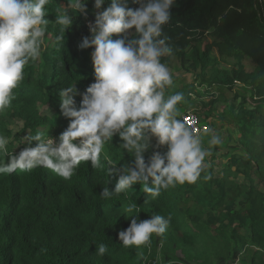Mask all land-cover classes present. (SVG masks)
Here are the masks:
<instances>
[{"label":"trees","instance_id":"obj_1","mask_svg":"<svg viewBox=\"0 0 264 264\" xmlns=\"http://www.w3.org/2000/svg\"><path fill=\"white\" fill-rule=\"evenodd\" d=\"M87 1V15H73L63 43L56 41L55 19L67 0L47 6L41 57L26 66L12 107L0 115V134L10 137L14 154L26 144L13 136L10 122L22 121L24 136L49 127L48 134L58 137L69 123L59 109V90L74 83L84 92L94 82L93 49L78 47L91 35L88 24L99 11ZM127 7L138 4L127 0ZM171 11L164 31L172 52L162 63L169 66L176 59L190 79L173 74L166 96L182 92L178 111L202 113L212 125L220 120L234 144L221 153L220 144L210 150L196 183L177 184L155 199L138 183L126 194L103 198V187L112 190L117 182L103 160L102 169L81 163L67 181L43 167L0 174V264H264V0H176ZM75 100L78 108L81 97ZM39 105L52 114L40 112ZM119 142L115 135L105 150L118 160L117 167L131 165L134 158ZM153 151L163 154L167 147H149L146 162ZM130 204L136 206L132 215L139 211L137 222L171 217L150 246L125 248L117 239L132 219L126 217ZM100 243L108 246L104 256L95 251Z\"/></svg>","mask_w":264,"mask_h":264},{"label":"clouds","instance_id":"obj_2","mask_svg":"<svg viewBox=\"0 0 264 264\" xmlns=\"http://www.w3.org/2000/svg\"><path fill=\"white\" fill-rule=\"evenodd\" d=\"M51 2L0 0V115L12 107L14 90L24 80L26 66L41 57ZM105 3L94 0L93 7L99 11L88 24L91 35L82 37L78 45L93 49L94 82L84 92L74 83L58 92L60 112L69 119L67 128L58 137L48 134L49 127L27 133L22 139L26 146L18 154L8 148L10 137L0 134V174L43 167L67 181L81 163L90 162L93 169H102L103 160L108 175H115L117 180L112 190L103 187V198L126 194L138 183L155 199L162 190L177 184L196 183L209 155L199 136L177 119L184 94L166 96L174 81L169 66L162 63V57L172 52L164 28L172 19L176 0H133L138 4L134 10L127 7V0H110L102 9ZM77 11L87 15L86 0H67L65 10L56 16L58 43H63L65 30ZM114 35L117 38L113 39ZM77 95L81 97L78 108ZM115 135L122 152L134 158L131 165L117 167L118 160L105 150ZM220 142L218 135L209 141L211 145ZM160 146H166L167 151H153L146 162L145 151ZM135 208L134 204L128 206L126 217L132 219L117 233L125 248L150 246L152 236H162L171 222L170 216L161 215L137 222L139 211L131 214ZM95 251L104 256L108 246L100 243Z\"/></svg>","mask_w":264,"mask_h":264},{"label":"rangeland","instance_id":"obj_3","mask_svg":"<svg viewBox=\"0 0 264 264\" xmlns=\"http://www.w3.org/2000/svg\"><path fill=\"white\" fill-rule=\"evenodd\" d=\"M89 1H90L89 3H94V0H89ZM86 2H88V1L86 0ZM246 67L250 68V65H249L248 61L246 62ZM169 68H170V70H171V72L173 74L179 75L180 77H182L186 81L190 79V77L188 75H186L185 72H183L180 68H178V63H177L176 59H174V61H172V64L169 65ZM38 108H39V111L42 112L43 114L51 115L52 112H53L51 110V108H49L48 106H45V105H39ZM191 111H193V110H191ZM184 112L185 111H183L181 113H184ZM195 112L198 114V117H199L200 121H205L207 125L210 124V123H207V121H209V119L204 117L202 113H199L197 111H195ZM8 128H9V130L12 133L15 132V134H18L19 135V139L23 138L24 134L21 131V130L24 131L22 121L16 120V121L10 122V125H9ZM207 131H208L207 133H204V134L200 135L199 138L201 140L202 148L206 149L209 153H210V150L216 146V145H211L209 143L212 135H218L221 138V142L219 143L221 148L217 151L218 153H221V151L225 150L223 148H225L228 144L230 146L234 144L233 143V134L231 133V131H229V127L226 124H223L220 120L216 121V125L210 124L208 126V128H207ZM205 160L206 161L210 160L209 155L206 156ZM220 160L221 159H218L216 162H219ZM222 161H225V160L222 159Z\"/></svg>","mask_w":264,"mask_h":264},{"label":"built area","instance_id":"obj_4","mask_svg":"<svg viewBox=\"0 0 264 264\" xmlns=\"http://www.w3.org/2000/svg\"><path fill=\"white\" fill-rule=\"evenodd\" d=\"M180 119L192 130L195 135H202L207 131L208 125L200 121L198 114L195 111H185L181 113Z\"/></svg>","mask_w":264,"mask_h":264}]
</instances>
